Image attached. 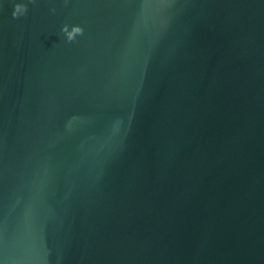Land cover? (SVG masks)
<instances>
[{"label": "water", "instance_id": "1", "mask_svg": "<svg viewBox=\"0 0 264 264\" xmlns=\"http://www.w3.org/2000/svg\"><path fill=\"white\" fill-rule=\"evenodd\" d=\"M0 264H264V0H0Z\"/></svg>", "mask_w": 264, "mask_h": 264}]
</instances>
